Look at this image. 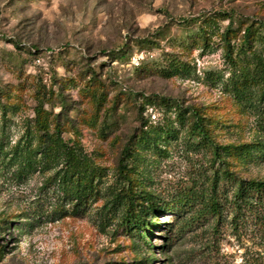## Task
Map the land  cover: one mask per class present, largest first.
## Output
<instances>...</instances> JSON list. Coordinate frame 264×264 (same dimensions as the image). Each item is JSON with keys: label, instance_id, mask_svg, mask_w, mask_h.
Listing matches in <instances>:
<instances>
[{"label": "rangeland", "instance_id": "374dc122", "mask_svg": "<svg viewBox=\"0 0 264 264\" xmlns=\"http://www.w3.org/2000/svg\"><path fill=\"white\" fill-rule=\"evenodd\" d=\"M140 51L148 55L135 66ZM253 54L264 63V0H0V146L21 138L37 149L59 123L86 155L88 182L77 206L57 185L55 163L0 165V264H264V219L227 204L219 220L204 210L220 164L189 132L196 109L214 143L249 145L223 166L264 181L263 86L259 76L244 89L234 83L244 68L255 73ZM172 61L189 71L167 74ZM146 100L156 103L155 122ZM166 108L175 128L159 140L166 151L138 147L144 121L161 123ZM128 189L136 212L147 199L161 207L147 210L143 229L125 223ZM183 198L178 212L163 209Z\"/></svg>", "mask_w": 264, "mask_h": 264}, {"label": "trees", "instance_id": "16d2710c", "mask_svg": "<svg viewBox=\"0 0 264 264\" xmlns=\"http://www.w3.org/2000/svg\"><path fill=\"white\" fill-rule=\"evenodd\" d=\"M230 32H232L230 28L225 29L222 33V39L226 42V45L229 48L228 52L232 53V47L230 45ZM252 33L251 27L243 29L242 39L246 44H249L248 47H250L251 42L254 41L251 37ZM143 40H145V38ZM252 58L255 59L256 62L255 68L253 69L255 73L248 78L250 70L244 68L242 72L240 71V78H237L234 83L237 85L241 84L240 89H244L250 81L256 82L253 80H256L259 76L257 81L263 86L261 92L262 96H264V63L260 55L253 54ZM143 62L144 60L141 62L140 66H142ZM171 63L172 64H170L167 74H177L181 69L185 70V72L189 71L188 65H179L173 61ZM143 104L144 105L141 104V108L143 110L147 109L149 106H156V103L152 100H146ZM171 111V108L165 109V114L161 123H156L155 125L151 123L147 125L146 121H144L142 130H140V133L134 140L138 147L148 145L151 142H156V148L159 149L160 153H164L166 151V147H162L163 143L160 144L159 140L167 138L170 133H174V120L170 116L172 113ZM37 113L39 114L41 111L38 110ZM191 116L192 120L189 127L190 134H197L200 137L199 140L202 144H211L213 147V158L219 161L220 164L219 169L216 170L217 174L212 180L211 194L209 199L205 201L206 204L204 210H207L211 216H215L216 219L219 220L222 216L221 214L225 208V204H227V206L230 205V208L239 214H242L245 211L247 213H253L256 215L257 219L263 220L264 181L241 178L223 166V159L225 155L231 154L233 156L245 158L246 156H243L246 151L245 148L249 147V145H245L246 147L242 146L241 148L235 147L236 149H234L232 147L214 143L210 137L209 128L206 126L204 117L200 114V112L194 109ZM39 142L40 143L37 146V149L30 148L28 146V140L26 139L25 141L21 138L16 140L10 147H5L3 149V147L0 146V153H2V156H0V165L2 169H5L7 166H15L17 170L21 172L26 168L39 167L37 163H41L40 168H42L43 165L55 163L59 166L55 174L57 177V185L63 192L64 198L71 200L75 199L79 202L76 203V205H81L82 202L86 201V186L88 184V182L86 183V155L80 151V148L70 146L63 140L59 123L55 124L54 132H50L46 129L40 135ZM158 145H160V147H158ZM229 148H232V150H229ZM259 150H262L261 146L253 148L251 153H256ZM37 153L41 155V158L36 161L35 156ZM262 153H264V150H262ZM130 155V147L126 146L123 150V156L127 158ZM127 169L128 167L126 163L120 159L118 172L124 181L130 182ZM225 180H229L233 185L229 195L222 193L223 185L226 183ZM89 183V187L91 188L92 181H89ZM128 190V193L125 194L124 201V204H127L126 216L124 217L125 223L132 228L143 229L145 224L144 216L146 215L147 210L149 209V214H153L158 209H161V207L155 206V203H152V200L147 199L149 201L147 209L146 207L141 206L138 207V211L136 212L133 210L134 204L132 203L131 197V195H133V191L131 189ZM220 194L223 195L222 198H220ZM115 197L117 198V196ZM187 201L188 200L186 198H183L178 201V204L166 203L164 205L165 208L163 209L170 212H178L181 208L180 205L182 206L184 202L187 203ZM202 216H205V213L202 214ZM199 220L200 218L196 219V221ZM254 264H262V262L255 261Z\"/></svg>", "mask_w": 264, "mask_h": 264}, {"label": "built area", "instance_id": "2783aa9c", "mask_svg": "<svg viewBox=\"0 0 264 264\" xmlns=\"http://www.w3.org/2000/svg\"><path fill=\"white\" fill-rule=\"evenodd\" d=\"M148 55L147 53H144V51H140L139 53H135L132 57H131V64L135 65V66H139L141 64V62L144 60L145 56ZM147 114L150 116L151 121L155 122V120L157 119V110L153 107V106H149L146 109Z\"/></svg>", "mask_w": 264, "mask_h": 264}]
</instances>
